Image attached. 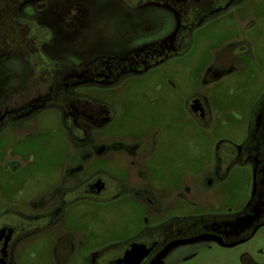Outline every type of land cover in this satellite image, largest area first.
I'll return each mask as SVG.
<instances>
[{
	"label": "flooded vegetation",
	"instance_id": "flooded-vegetation-1",
	"mask_svg": "<svg viewBox=\"0 0 264 264\" xmlns=\"http://www.w3.org/2000/svg\"><path fill=\"white\" fill-rule=\"evenodd\" d=\"M206 197L225 211L172 214ZM263 226L264 0H0V264H165Z\"/></svg>",
	"mask_w": 264,
	"mask_h": 264
},
{
	"label": "rangeland",
	"instance_id": "rangeland-1",
	"mask_svg": "<svg viewBox=\"0 0 264 264\" xmlns=\"http://www.w3.org/2000/svg\"><path fill=\"white\" fill-rule=\"evenodd\" d=\"M226 134H233L230 129L225 130ZM195 141L198 139H194ZM197 149L195 148V153ZM240 181L239 183H234ZM250 186L249 176L240 174V178L233 180L219 189L222 191L221 197L224 202L230 199L240 201L243 194H247ZM236 193L231 195V193ZM212 198V194L210 199ZM195 200L192 207H188L185 211L174 212L172 214H201V213H218L224 212V209L215 208L209 205L207 201ZM168 215V214H167ZM244 253L258 264H264V226L260 227L252 238L248 241L237 244L232 247H223L217 244L196 243L193 245L182 246L177 248L170 256L166 258L165 264H245L242 259ZM29 264H44L43 260L36 259Z\"/></svg>",
	"mask_w": 264,
	"mask_h": 264
},
{
	"label": "water",
	"instance_id": "water-1",
	"mask_svg": "<svg viewBox=\"0 0 264 264\" xmlns=\"http://www.w3.org/2000/svg\"><path fill=\"white\" fill-rule=\"evenodd\" d=\"M202 238V237H201ZM196 239H200V237H197ZM170 248V247H169ZM168 249H165L164 251H167ZM163 255V254H162ZM161 255V256H162ZM160 256V257H161ZM158 258V259H156V260H154V261H152L151 262V264H163V261H162V259L161 258ZM131 262H133V264H137V261L136 260H128V263H131ZM127 263V264H128Z\"/></svg>",
	"mask_w": 264,
	"mask_h": 264
}]
</instances>
